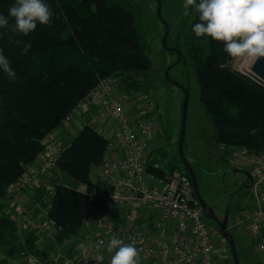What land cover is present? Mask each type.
<instances>
[{
  "label": "trees",
  "instance_id": "obj_1",
  "mask_svg": "<svg viewBox=\"0 0 264 264\" xmlns=\"http://www.w3.org/2000/svg\"><path fill=\"white\" fill-rule=\"evenodd\" d=\"M14 3L0 0V14L8 16ZM46 3L53 12L50 23H38L25 36L12 30L14 19L9 17L8 28L0 29V50L16 73V79L9 80L0 70V196L7 195L11 185L44 150L45 135L63 124L64 117L102 78L122 75L128 78L122 85L113 79L123 89L149 91L133 75L150 66L139 5L115 0ZM197 22L195 11L192 26ZM191 34L196 41L192 59L199 96L216 128L217 140L264 152V81L233 68L223 44L211 37H197L192 28ZM27 44L31 47L24 54ZM253 128L258 130L256 135L249 134ZM108 145L104 133L84 124L62 147L54 171L71 177L75 185L59 181L54 172L58 182L49 216L60 227V241L78 234L89 195L77 186L93 183L92 169L104 161ZM162 149L158 146L151 150L147 161L150 170L160 175L174 169L188 173L179 163L180 156L168 161L152 157L155 150ZM42 191L40 188L39 194ZM6 201L0 202V248L15 257L35 251L37 235L17 228L10 213L3 211Z\"/></svg>",
  "mask_w": 264,
  "mask_h": 264
},
{
  "label": "built area",
  "instance_id": "obj_2",
  "mask_svg": "<svg viewBox=\"0 0 264 264\" xmlns=\"http://www.w3.org/2000/svg\"><path fill=\"white\" fill-rule=\"evenodd\" d=\"M89 101L99 102L101 116L109 122L95 120L93 124L108 138L114 136L126 153L112 160L105 158L97 166L96 180L78 187L89 195L78 234L81 238L94 230L92 247L83 254L79 243L76 252L58 253L56 258L64 264H97L96 257L103 255L100 264H105L111 255L106 251L107 242L115 235L139 250L143 264H215L214 231L204 218L190 174L174 169L160 175L148 168L151 146L160 128L154 94L127 91L113 78H102L62 123L74 121ZM43 143L39 162L27 167L11 185L3 207L20 231L37 235L35 243L40 248L45 241L56 239L60 229L49 216L58 180L45 181L43 177L54 174L62 146L53 130ZM114 146L110 138L107 153ZM248 150L239 146L233 159L250 169L256 203L237 223L247 222L245 234L258 254L264 253V152L252 154ZM32 188L36 193L29 197L27 192Z\"/></svg>",
  "mask_w": 264,
  "mask_h": 264
},
{
  "label": "rangeland",
  "instance_id": "obj_3",
  "mask_svg": "<svg viewBox=\"0 0 264 264\" xmlns=\"http://www.w3.org/2000/svg\"><path fill=\"white\" fill-rule=\"evenodd\" d=\"M115 1L125 4L134 3L143 10L141 24L149 44L150 66L138 72L137 76L133 75L147 86L158 103L157 113L160 115L161 122L151 148L162 146L163 149L155 150L152 157L161 156L168 161L180 156L179 136L185 97L180 84L189 90L183 146L186 158L196 175L200 193L217 216L224 219L225 223L227 222L228 230L234 236L240 264H264V253L261 251L258 254L255 253L251 243L248 242L245 234L247 222L245 221L242 225L237 223L247 214L243 212L254 209L251 202L252 190L245 186L250 183L244 173L247 169L234 170V166L241 165L234 162V157L229 158L230 161L224 158L222 143L217 140L216 128L200 100L199 85L192 59V46L196 42L191 34L195 11L190 8L189 15L186 16L183 8L184 0ZM176 48L180 49L183 60L178 61L179 52ZM245 61L231 58L229 64L237 70L248 73L247 68L243 67ZM249 64L251 65L252 62ZM127 79L126 77L118 80L123 84ZM80 126L79 122V126L75 127ZM62 128L61 124L59 129ZM237 148H234V154ZM248 151L252 154L261 153L250 149ZM179 163L184 167L183 162ZM62 177L64 181L75 185L68 175L62 173ZM8 197L9 193L6 196H0V202L7 200ZM238 214L241 215L238 217ZM204 218L208 220L207 214H204ZM214 231L216 264H235L229 241L216 228ZM2 253L5 255L4 252ZM5 258L4 256L3 261Z\"/></svg>",
  "mask_w": 264,
  "mask_h": 264
},
{
  "label": "clouds",
  "instance_id": "obj_4",
  "mask_svg": "<svg viewBox=\"0 0 264 264\" xmlns=\"http://www.w3.org/2000/svg\"><path fill=\"white\" fill-rule=\"evenodd\" d=\"M183 8L186 16L190 8L198 14L199 22L192 26L197 37H211L223 44L224 52L234 60H249L253 64L264 60V0H184ZM52 15L46 0H15L8 16L0 14V29L8 28L11 17L14 19L12 30L27 36L38 23H50ZM30 47V44L25 45L24 54ZM0 70L7 74L9 80L16 79V73L2 50ZM257 131L253 128L249 134L256 135ZM106 251L111 254L110 264H141L139 250L115 235L108 240ZM96 259L100 264L104 256L99 255Z\"/></svg>",
  "mask_w": 264,
  "mask_h": 264
},
{
  "label": "crops",
  "instance_id": "obj_5",
  "mask_svg": "<svg viewBox=\"0 0 264 264\" xmlns=\"http://www.w3.org/2000/svg\"><path fill=\"white\" fill-rule=\"evenodd\" d=\"M112 77L115 78V80H117L118 83H120V81L118 79L123 78L122 75H116V76H112ZM120 85H122V84L120 83ZM124 89H125V87H124ZM127 91H134V90H127ZM95 120H99L100 122H102L106 125H107V123L109 124V122L103 116H101V112L99 109V102H97V101L96 102H92V101L90 102L89 101L85 104V107L83 108L82 113L79 114L71 124L70 123L67 125L62 124L63 125L62 129H59V126H58L53 131H54L55 135L57 136V138L59 139L61 146L63 147L64 145H66L67 143H69L71 141L73 136L77 133V131L79 130V128L82 125L91 124L94 127L99 129V127H97L93 124V122ZM79 122H80L81 126L79 128H76L75 126H79ZM110 138L114 141L115 146L112 150H110L106 154L105 158L112 160L114 158H119V157L125 155V153H126L125 150L118 144V142L116 141L114 136H111ZM221 147L224 151L223 152L224 158L226 160L230 161L229 158L234 157L233 156L234 152H235L234 148H237L238 146L221 144ZM40 155H41V153L27 167H32L35 164H37L40 160ZM97 166L98 165H95L92 169V174H91L92 181L96 180ZM240 169L242 170L241 166H234V170H240ZM246 169L248 170V168H246ZM62 173L63 172L57 173V175L59 177V181L65 183V184H69L68 182L63 180ZM57 175H55V174L50 175V176L44 175L43 179L45 181H55L57 179ZM82 184L83 183H80L77 187L83 186ZM27 193H29L28 196L31 197V195L33 193L35 194L36 192H35V189L32 188V189H29V191ZM251 202L253 203V204L252 203L251 204L255 206L256 201H255L254 196H252ZM249 210H251V209H248L247 211H245L243 213H247V212H249ZM240 215L241 214H238L237 216L239 217ZM86 233L81 238H80L79 234H76V235H71L70 237H68L64 240H61V241L57 237L56 239L45 241V243L42 245L41 248L38 247L36 245V243L34 242L35 243V251H30L29 253H27L25 255L17 256V257L9 255L4 249L0 248V259H1L0 264H64L62 259L56 258L58 253H63V254L74 253L78 250L77 246L79 243H82V245H83L80 248L81 253L85 254L90 250V248L92 247L93 238L95 236V231L94 230H88ZM2 252H4L5 255ZM4 256L6 257L5 261H3ZM256 260L258 261L257 256H256ZM216 262H217V259H215V264H216ZM105 264H110V258H107ZM141 264H143L142 260H141Z\"/></svg>",
  "mask_w": 264,
  "mask_h": 264
},
{
  "label": "water",
  "instance_id": "obj_6",
  "mask_svg": "<svg viewBox=\"0 0 264 264\" xmlns=\"http://www.w3.org/2000/svg\"><path fill=\"white\" fill-rule=\"evenodd\" d=\"M165 39H166V37H165ZM176 49L179 52L178 53L179 54L178 61H180L181 57H182V53H181L179 48H176ZM239 71H241V72H243L244 74H247V75H250V73H251V74L257 76L258 78H260V79H262L264 81V60L257 61L254 64L252 63L250 65V67L247 69L248 73L243 71V70H239ZM167 72H166V74H167ZM179 86L184 90V94H185L184 102H183V122H182L181 133H180V136H179V153H180L181 160H182L184 166L186 167L188 173L191 176L196 196L198 197V199L200 201V204H201V206L203 208L204 213L207 214V215L209 214L217 222V224L219 226V229L221 231V234L223 236H225V237H228L230 245H231V250L233 252L234 263L235 264H240L239 258H238L237 247H236V243H235V240H234V236L228 231L226 223L224 221H222L217 216V214L215 213L213 208L211 206H209L208 203L206 202V200L202 197V195L200 193V189H199V184H198L196 175L194 173V170H193L191 164L189 163L188 159L186 158L183 144H184V138H185L186 110H187V104H188V100H189V90L186 87H184V86H182L180 84H179ZM244 173L246 174V176L250 180V183L245 185V186L250 187L251 179H252V176H251V173H250V169L245 170Z\"/></svg>",
  "mask_w": 264,
  "mask_h": 264
},
{
  "label": "flooded vegetation",
  "instance_id": "obj_7",
  "mask_svg": "<svg viewBox=\"0 0 264 264\" xmlns=\"http://www.w3.org/2000/svg\"><path fill=\"white\" fill-rule=\"evenodd\" d=\"M249 184V183H248ZM207 218H208V221H209V223L211 224V226H212V228H213V231H214V228H216L219 232H221L220 231V229H219V226H218V224H217V222L208 214L207 215ZM222 220V219H221ZM222 221H224V219L222 220ZM226 226H227V228H228V225H227V222H226ZM229 231V230H228ZM215 232V231H214ZM228 241H229V239H228V237H225ZM230 243V242H229Z\"/></svg>",
  "mask_w": 264,
  "mask_h": 264
},
{
  "label": "bare ground",
  "instance_id": "obj_8",
  "mask_svg": "<svg viewBox=\"0 0 264 264\" xmlns=\"http://www.w3.org/2000/svg\"><path fill=\"white\" fill-rule=\"evenodd\" d=\"M249 63H251V61L246 60L245 63L243 64V67L248 69L250 67Z\"/></svg>",
  "mask_w": 264,
  "mask_h": 264
}]
</instances>
